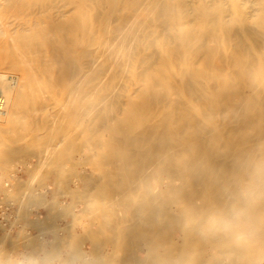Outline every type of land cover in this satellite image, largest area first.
I'll list each match as a JSON object with an SVG mask.
<instances>
[{
	"label": "bare ground",
	"instance_id": "1",
	"mask_svg": "<svg viewBox=\"0 0 264 264\" xmlns=\"http://www.w3.org/2000/svg\"><path fill=\"white\" fill-rule=\"evenodd\" d=\"M12 2L29 19L9 65L23 79L1 90L0 206L11 211L0 245L35 246L33 234L22 241L15 231L33 225L22 215L31 194L5 172L21 154L35 163L26 176L57 181L40 206L63 224L37 223L42 233L79 221L83 240L122 245L121 264H135L148 228L128 211L133 197L154 186L212 195L191 166L210 161L227 175L264 140V0ZM25 95L44 131L40 150L21 136ZM5 126L22 146L8 142Z\"/></svg>",
	"mask_w": 264,
	"mask_h": 264
},
{
	"label": "clouds",
	"instance_id": "2",
	"mask_svg": "<svg viewBox=\"0 0 264 264\" xmlns=\"http://www.w3.org/2000/svg\"><path fill=\"white\" fill-rule=\"evenodd\" d=\"M190 172L214 194L188 199L154 186L132 198L128 211L148 228L135 264H264V140L242 150L227 175L210 161ZM79 229L75 221L66 234H42L35 246L0 245V264H121L122 245H85ZM29 237L19 232L20 240Z\"/></svg>",
	"mask_w": 264,
	"mask_h": 264
},
{
	"label": "rangeland",
	"instance_id": "3",
	"mask_svg": "<svg viewBox=\"0 0 264 264\" xmlns=\"http://www.w3.org/2000/svg\"><path fill=\"white\" fill-rule=\"evenodd\" d=\"M29 17L23 14H20L17 8V5L12 2V0H0V88L4 90L5 80L8 82L13 81L14 89L16 90L18 83L23 79V74L17 72L9 67L10 63L13 59H16V53L18 51L19 43L15 42L18 40V34H27L25 32V26L27 24ZM2 76H6V79H2ZM99 80H94L91 83V86L97 85ZM93 98L92 96H90ZM8 100V99H7ZM31 96L25 95L22 100V104L19 107V114L17 115L22 122V134L21 136L26 137L27 140H30L32 147L40 150L43 147L42 143H39L35 140L36 137L44 134L43 129L37 128L34 126V120L30 112L26 111V103L30 102ZM6 116H1V120H5ZM2 130L7 131V135H3L8 142L14 146H22L21 139H18L15 133L7 126L3 127ZM25 144H30L29 142H24ZM35 163L31 157H25L24 155L18 154L15 157L14 162L12 163L10 168L5 170L6 174L13 177H20V181L23 182V185H27L22 188L23 192H29L31 194V200L28 205L22 210V215L24 217H28L29 219H33V225H27L26 227H22L21 230H27V232L34 235V245H37L40 242L41 235L44 234L40 231V226L37 223H43L48 221L50 224H63V221L58 222L57 220H51L48 212L41 208L42 200H47L51 198L50 194H46L47 188L50 187L51 184L56 183L57 181L47 182L46 179L37 176H26V169L34 168ZM2 174V173H1ZM52 188V187H51ZM66 208H71L72 203H66L63 201ZM10 208L6 206H0V222H4L7 220V215L10 213ZM14 214H12L11 221H14ZM18 228H15L16 232L21 231ZM55 230L63 231L65 234V230L62 227H58ZM87 230V232H86ZM86 235H88V229H86ZM85 245H89L91 243L98 244L94 240L90 239L88 236L83 240Z\"/></svg>",
	"mask_w": 264,
	"mask_h": 264
},
{
	"label": "built area",
	"instance_id": "4",
	"mask_svg": "<svg viewBox=\"0 0 264 264\" xmlns=\"http://www.w3.org/2000/svg\"><path fill=\"white\" fill-rule=\"evenodd\" d=\"M6 109V100L4 98V95L0 89V113H3Z\"/></svg>",
	"mask_w": 264,
	"mask_h": 264
}]
</instances>
